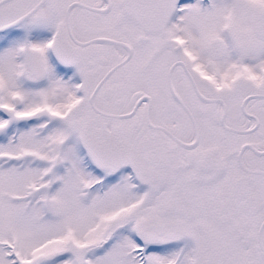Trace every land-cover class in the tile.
<instances>
[{
  "label": "snow or ice",
  "instance_id": "snow-or-ice-1",
  "mask_svg": "<svg viewBox=\"0 0 264 264\" xmlns=\"http://www.w3.org/2000/svg\"><path fill=\"white\" fill-rule=\"evenodd\" d=\"M0 264H264V0H0Z\"/></svg>",
  "mask_w": 264,
  "mask_h": 264
}]
</instances>
